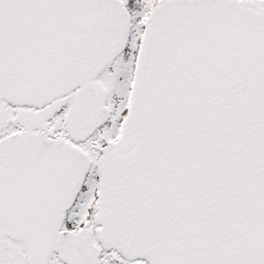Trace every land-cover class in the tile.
Returning <instances> with one entry per match:
<instances>
[{
	"label": "snow or ice",
	"instance_id": "1",
	"mask_svg": "<svg viewBox=\"0 0 264 264\" xmlns=\"http://www.w3.org/2000/svg\"><path fill=\"white\" fill-rule=\"evenodd\" d=\"M0 264H264V0H0Z\"/></svg>",
	"mask_w": 264,
	"mask_h": 264
}]
</instances>
